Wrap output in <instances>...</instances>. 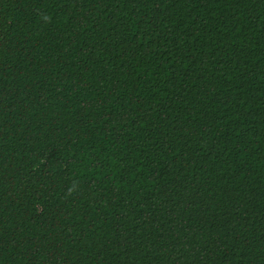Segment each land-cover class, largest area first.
Here are the masks:
<instances>
[{
    "label": "trees",
    "instance_id": "obj_1",
    "mask_svg": "<svg viewBox=\"0 0 264 264\" xmlns=\"http://www.w3.org/2000/svg\"><path fill=\"white\" fill-rule=\"evenodd\" d=\"M0 264H264V0H0Z\"/></svg>",
    "mask_w": 264,
    "mask_h": 264
},
{
    "label": "clouds",
    "instance_id": "obj_2",
    "mask_svg": "<svg viewBox=\"0 0 264 264\" xmlns=\"http://www.w3.org/2000/svg\"><path fill=\"white\" fill-rule=\"evenodd\" d=\"M42 19L45 21V22H51V17L50 16H43ZM77 190V185L73 184L72 187H70L69 189V193H73Z\"/></svg>",
    "mask_w": 264,
    "mask_h": 264
}]
</instances>
